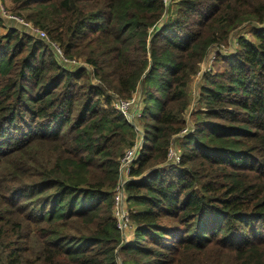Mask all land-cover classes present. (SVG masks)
I'll use <instances>...</instances> for the list:
<instances>
[{"label": "trees", "instance_id": "16d2710c", "mask_svg": "<svg viewBox=\"0 0 264 264\" xmlns=\"http://www.w3.org/2000/svg\"><path fill=\"white\" fill-rule=\"evenodd\" d=\"M19 1L101 84L77 90L84 69L34 35H0V264H29L31 236L32 264H264V0ZM244 22L258 24L254 39L205 76L195 131L161 171L179 133L164 102L186 56L200 64ZM140 83L161 98L141 114L149 143L126 184L136 236L125 240L114 189L136 132L110 92L130 99Z\"/></svg>", "mask_w": 264, "mask_h": 264}, {"label": "rangeland", "instance_id": "374dc122", "mask_svg": "<svg viewBox=\"0 0 264 264\" xmlns=\"http://www.w3.org/2000/svg\"><path fill=\"white\" fill-rule=\"evenodd\" d=\"M6 7L7 12L10 15L22 17L23 19H28L27 15L30 13L23 8L22 3L19 0H1ZM208 1V0H205ZM249 1V0H248ZM227 4L223 6L226 7ZM1 17V16H0ZM2 19V26L0 27V35H6L9 29H16L21 34L30 36V33L19 23L9 20L6 18L1 17ZM254 27H258L257 23L252 22H244L241 24L235 31L230 34L228 40L215 44L214 47L211 49L210 54L208 57L201 62L193 63L191 61V57L188 55L185 58L184 67L182 69V73L180 75V80L177 84L172 85V91L170 96L167 100H165V114L168 115L169 119L171 120L172 128L174 130L179 131L178 134L174 135L172 141V149L177 152L179 157L182 156L184 149H182V144L190 136L196 128V114L198 111L203 109V100L201 97V88L205 85V76L207 75H216L222 74L226 71V64L229 59H232L237 51H238V44L236 39L240 37H246L250 41L254 39V35L252 34V29ZM51 40L54 39L49 35ZM36 39V38H34ZM38 40V39H36ZM56 41V40H55ZM57 42V41H56ZM43 43V42H42ZM48 44L47 42H45ZM58 43V42H57ZM60 45V43H58ZM44 45V43H43ZM61 46V45H60ZM45 47V46H44ZM62 48V47H61ZM50 51L49 49H47ZM63 50V48H62ZM64 51V50H63ZM70 60H77L78 64L76 66L66 65L68 70H78L84 69L85 74L83 75L82 79L76 80L74 84L76 85V89L79 90L80 88H85L91 85L101 84L96 78L93 76V67L88 64L82 56H74V59L67 56ZM187 83L184 92H182V83ZM6 84L5 80L0 79V97L2 96L1 91L4 85ZM142 84L140 83L136 92L133 93L132 98L135 102L132 105V109L129 112L130 119L127 118V121L133 126L134 131L136 132L135 143L141 145L143 149L148 145L147 142L148 136L146 135V123L147 121L141 117L142 112H145L148 109H145V101L146 99L150 100L152 95H155L157 99H160L161 96L157 95V91L151 90V96L144 95L142 91ZM173 91H176L173 94ZM113 96L112 98V106L116 107V104L119 100L124 99L122 96L115 94L114 92H110ZM153 106V105H149ZM150 123V122H149ZM16 132V134H14ZM12 136L16 137L19 135L17 130L13 129L11 132ZM176 162L173 160H168L166 165H163L160 169L161 171L166 169L167 171L173 167L177 166ZM167 166V167H166ZM139 180V179H138ZM130 206L129 209H133L134 207L128 202ZM39 207H36L34 211H38ZM27 232H29L32 227L30 223L26 224ZM136 226L131 223V228L125 233L126 240H132L136 236L135 232ZM38 238L36 236H31L27 240H22L20 245L23 246V249L27 252L33 250L35 254L31 256L28 260L29 264H32L36 259H38L40 247L37 245ZM125 256L121 255L117 259L118 264H122Z\"/></svg>", "mask_w": 264, "mask_h": 264}, {"label": "built area", "instance_id": "2783aa9c", "mask_svg": "<svg viewBox=\"0 0 264 264\" xmlns=\"http://www.w3.org/2000/svg\"><path fill=\"white\" fill-rule=\"evenodd\" d=\"M166 7H169L173 0H163ZM0 16L9 20H13L19 24H21L31 35L34 37L39 38L40 40L47 42L48 45L52 47L55 51V55L57 60L62 65H72L76 66L78 64L77 60H70L68 59L60 45L52 41L49 37V34L36 26L33 23L23 19L22 17L10 15L3 2L0 0ZM134 99H121L116 104V109L120 111L125 117L130 119L129 112L131 111V107L134 104ZM143 147L138 144H134L133 147L127 149L120 161V175L118 182L114 189V200H113V217L116 220L117 229L123 235L124 239L126 240L125 233L131 228L132 220L130 218V209L128 207V195L126 190V184L130 179V172L132 167H134L136 161L138 160ZM169 160H173V162L179 163L180 157L175 152L172 147L169 150L168 155Z\"/></svg>", "mask_w": 264, "mask_h": 264}]
</instances>
